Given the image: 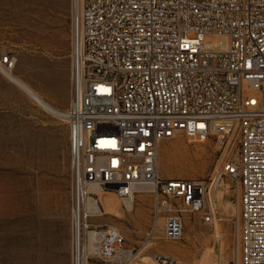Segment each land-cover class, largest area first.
Returning <instances> with one entry per match:
<instances>
[{
    "label": "built area",
    "instance_id": "obj_1",
    "mask_svg": "<svg viewBox=\"0 0 264 264\" xmlns=\"http://www.w3.org/2000/svg\"><path fill=\"white\" fill-rule=\"evenodd\" d=\"M68 5L69 94L60 117L69 130L70 264H134L153 242L182 238L185 213L215 223L222 175L237 186L240 263L264 264V0ZM215 34L227 36L225 49L213 48ZM0 64L12 68L14 59L1 54ZM178 133L234 138L216 180L159 175L160 143ZM93 185L123 200L150 194L137 243L91 221Z\"/></svg>",
    "mask_w": 264,
    "mask_h": 264
},
{
    "label": "rangeland",
    "instance_id": "obj_2",
    "mask_svg": "<svg viewBox=\"0 0 264 264\" xmlns=\"http://www.w3.org/2000/svg\"><path fill=\"white\" fill-rule=\"evenodd\" d=\"M68 3L0 0V55L9 54L14 59L11 71L47 101L49 91L63 88L65 79L69 81ZM212 41L214 49H225L227 36L215 34ZM66 92L68 95V88ZM234 146L230 136L200 142L178 133L160 143L158 173L208 181L217 177ZM165 148L170 150L168 154ZM167 156L164 170L162 159ZM233 159L239 160L238 148ZM225 184L230 186L227 192ZM69 186L67 123L0 70V264H70ZM99 193L103 213L92 216L91 221L116 227L128 243H137L150 221V194L137 192L128 210L112 189ZM237 198L235 180L222 175L214 192L220 218L207 224L199 213H185L183 237L155 241L141 260L160 264L162 254L173 258L185 254L184 264H241Z\"/></svg>",
    "mask_w": 264,
    "mask_h": 264
},
{
    "label": "bare ground",
    "instance_id": "obj_3",
    "mask_svg": "<svg viewBox=\"0 0 264 264\" xmlns=\"http://www.w3.org/2000/svg\"><path fill=\"white\" fill-rule=\"evenodd\" d=\"M0 70L3 71L4 74H6L11 80L12 82H14L17 86H19L21 89H23L33 100H35L38 104H40L44 109H46L47 111L61 116L60 114V110L56 109L55 107H53L50 103H48L47 101L43 100V97L41 95H39L36 91H34L32 88H30L23 80H21L19 77H17L11 70V68H7L5 67L3 64H0ZM232 150V148H231ZM165 151H167V154L169 153V149L165 148ZM169 160V156H167V158L162 159V166L163 169H166L165 166V161ZM218 177V175H217ZM214 178V180L217 179ZM91 190H95L98 193V203H95L94 200H92L91 198L88 199L87 203L88 205L95 211V215L98 214H102L103 210L101 207V197H100V193L99 190H104V189H100L96 186H91L90 187ZM124 203L127 207L128 210L132 209V201L130 200H124ZM116 211V210H115ZM218 220V218L216 219V221ZM221 220V219H220ZM218 235V232L217 234ZM154 243V242H153ZM143 255V254H142ZM161 257L159 258L160 264H184L183 260L186 258L185 254H181L179 257L177 258H173L170 255L167 254H162L160 255ZM140 264H143V261L140 260L138 261Z\"/></svg>",
    "mask_w": 264,
    "mask_h": 264
},
{
    "label": "crops",
    "instance_id": "obj_4",
    "mask_svg": "<svg viewBox=\"0 0 264 264\" xmlns=\"http://www.w3.org/2000/svg\"><path fill=\"white\" fill-rule=\"evenodd\" d=\"M6 75V74H5ZM7 76V75H6ZM8 77V76H7ZM9 78V77H8ZM10 79V78H9ZM55 79V78H53ZM11 80V79H10ZM12 81V80H11ZM68 88V80L65 79V82H64V86L63 88L59 87L58 89H53V92L52 91H49L47 93V98L48 100L50 101H47L37 90V93L40 94L42 97H43V100L47 101L48 103H50L53 107H55L56 109L60 110V108H58L57 106L59 107H62V106H66L67 104V101H68V95L66 94V89ZM68 94H69V91H68Z\"/></svg>",
    "mask_w": 264,
    "mask_h": 264
},
{
    "label": "water",
    "instance_id": "obj_5",
    "mask_svg": "<svg viewBox=\"0 0 264 264\" xmlns=\"http://www.w3.org/2000/svg\"><path fill=\"white\" fill-rule=\"evenodd\" d=\"M107 186H109V187H113V185H112V184H108Z\"/></svg>",
    "mask_w": 264,
    "mask_h": 264
}]
</instances>
